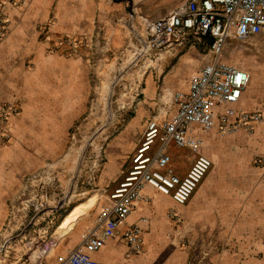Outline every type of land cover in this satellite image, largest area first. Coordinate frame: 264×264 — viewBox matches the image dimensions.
Listing matches in <instances>:
<instances>
[{
  "label": "rangeland",
  "instance_id": "374dc122",
  "mask_svg": "<svg viewBox=\"0 0 264 264\" xmlns=\"http://www.w3.org/2000/svg\"><path fill=\"white\" fill-rule=\"evenodd\" d=\"M28 2L0 0V40L8 31L6 9L24 10ZM134 8L138 9L123 7L122 14ZM88 9L96 15L120 13L106 7ZM37 29L47 30L46 23ZM144 41L142 21L96 22L92 33L76 44L87 66L86 86L81 88L84 100L64 103L61 110L53 108L61 117L48 129H13L21 121L23 103L0 101V264H43L51 243L48 234L65 214L83 207V216H97L124 176L131 154L128 148L140 138L146 121L167 118L172 95L183 85L186 70L190 69L187 82L211 56L207 42L192 36L157 52L148 50ZM222 59L252 77L264 62V49L255 38H230ZM43 112L48 113L36 110L39 116ZM254 125L264 130L259 121L228 133L206 132L203 151L211 150V138L222 144L239 134L253 136ZM255 150V164L264 169V144ZM262 185L260 197L245 211L230 214L222 207L212 215V228L206 224L188 244L186 264H264V181ZM221 253H228L229 260L211 261Z\"/></svg>",
  "mask_w": 264,
  "mask_h": 264
},
{
  "label": "crops",
  "instance_id": "0c3cea01",
  "mask_svg": "<svg viewBox=\"0 0 264 264\" xmlns=\"http://www.w3.org/2000/svg\"><path fill=\"white\" fill-rule=\"evenodd\" d=\"M184 1L29 0L24 10L7 8L8 31L0 40V101L23 103V114L18 117L21 121L14 123L13 129H46L57 125L61 113L56 114L53 108L61 110L64 103L84 100L81 88L86 86L87 66L82 49L79 45L76 48V44L92 33L96 22L124 20L139 24L145 17L169 13L172 11L170 7L180 6ZM126 6L138 9L122 14L121 9ZM90 7L93 11L106 7L120 10V13L109 15L99 12L96 15L91 13ZM45 23L47 30L39 31L38 24ZM43 33L41 37L39 34ZM59 41L61 45L57 44ZM189 71L186 70L185 77L189 76ZM251 76L238 106L263 113L264 62ZM185 77L183 85L176 91L187 90ZM175 108L173 102L170 114ZM37 109L39 112L45 109L48 113L43 112L39 116ZM27 117L28 123H24L23 119ZM253 129V136L239 134L222 144L211 138L212 148L204 152L212 157L213 166L185 204H176L170 196L145 187L142 191L145 200L136 202L125 222L119 225L117 235L106 239L92 258L104 264H186L190 257L188 244L206 224L212 228V215L218 214L222 207L224 210L228 208L230 214L241 212L239 209L242 208L245 211L256 197H260L264 169L258 162L256 165L253 158L255 149L264 144V130L262 126L255 128V125ZM137 137L128 152H133ZM167 152L170 155L169 168L178 175L185 174L192 160L189 150L169 147ZM69 213L51 228L48 234L50 248L45 259L41 260L43 264H59L70 250L81 244L86 228L95 225V214L83 216L80 213L69 219ZM130 224L142 228L141 250L138 253L130 251L122 237L124 229ZM232 235L237 234L233 232ZM226 254L213 255L211 261L223 263L230 258Z\"/></svg>",
  "mask_w": 264,
  "mask_h": 264
},
{
  "label": "built area",
  "instance_id": "2783aa9c",
  "mask_svg": "<svg viewBox=\"0 0 264 264\" xmlns=\"http://www.w3.org/2000/svg\"><path fill=\"white\" fill-rule=\"evenodd\" d=\"M142 24L148 50L157 52L192 36L207 42L211 56L190 77L185 92L173 93L176 108L172 114L160 121H146L125 174L107 195L95 225L86 228L81 244L59 264H104L93 259L92 254L106 239L117 235L119 225L125 222L136 202L145 200V187L170 196L179 205L189 200L212 166L203 151L206 132L228 133L237 126L247 129L252 123H264L259 111L236 107L250 82L249 72L222 59L230 38H255L264 46V0H185L165 15L143 18ZM172 145L187 148L192 156L183 175L169 168L167 149ZM122 237L130 251L141 250L139 225H128Z\"/></svg>",
  "mask_w": 264,
  "mask_h": 264
},
{
  "label": "bare ground",
  "instance_id": "6f19581e",
  "mask_svg": "<svg viewBox=\"0 0 264 264\" xmlns=\"http://www.w3.org/2000/svg\"><path fill=\"white\" fill-rule=\"evenodd\" d=\"M82 212H83V207H75L74 209L71 210L68 217L69 219L75 218L77 215H79Z\"/></svg>",
  "mask_w": 264,
  "mask_h": 264
}]
</instances>
